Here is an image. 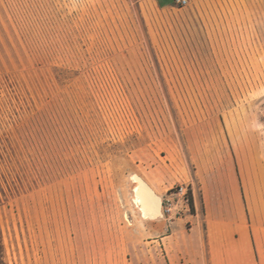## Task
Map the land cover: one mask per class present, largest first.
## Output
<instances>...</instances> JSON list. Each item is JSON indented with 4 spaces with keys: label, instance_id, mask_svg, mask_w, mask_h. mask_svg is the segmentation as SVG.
<instances>
[{
    "label": "rangeland",
    "instance_id": "rangeland-1",
    "mask_svg": "<svg viewBox=\"0 0 264 264\" xmlns=\"http://www.w3.org/2000/svg\"><path fill=\"white\" fill-rule=\"evenodd\" d=\"M251 148L264 0H0L6 264H167L157 239L193 210L143 218L133 176L164 206L207 152Z\"/></svg>",
    "mask_w": 264,
    "mask_h": 264
},
{
    "label": "crops",
    "instance_id": "crops-1",
    "mask_svg": "<svg viewBox=\"0 0 264 264\" xmlns=\"http://www.w3.org/2000/svg\"><path fill=\"white\" fill-rule=\"evenodd\" d=\"M187 185L193 212L174 217L157 239L166 263L264 264L263 155L252 148L207 152ZM156 189L162 201L167 190ZM185 221L191 223L188 230Z\"/></svg>",
    "mask_w": 264,
    "mask_h": 264
},
{
    "label": "bare ground",
    "instance_id": "bare-ground-1",
    "mask_svg": "<svg viewBox=\"0 0 264 264\" xmlns=\"http://www.w3.org/2000/svg\"><path fill=\"white\" fill-rule=\"evenodd\" d=\"M132 179L136 182L133 201L138 205L141 216L147 219H154L161 216V197L138 175H134Z\"/></svg>",
    "mask_w": 264,
    "mask_h": 264
},
{
    "label": "built area",
    "instance_id": "built-area-1",
    "mask_svg": "<svg viewBox=\"0 0 264 264\" xmlns=\"http://www.w3.org/2000/svg\"><path fill=\"white\" fill-rule=\"evenodd\" d=\"M178 6L186 5L189 0H174ZM186 186L183 184H177L167 193L166 197H164V206L162 205V210L168 212V214L172 213L173 208L181 201L183 208L189 206V194L186 190Z\"/></svg>",
    "mask_w": 264,
    "mask_h": 264
},
{
    "label": "trees",
    "instance_id": "trees-1",
    "mask_svg": "<svg viewBox=\"0 0 264 264\" xmlns=\"http://www.w3.org/2000/svg\"><path fill=\"white\" fill-rule=\"evenodd\" d=\"M189 208L193 210V201H192V196L190 192H189ZM0 264H6L4 260V252H3V246H2V241H1V234H0Z\"/></svg>",
    "mask_w": 264,
    "mask_h": 264
}]
</instances>
